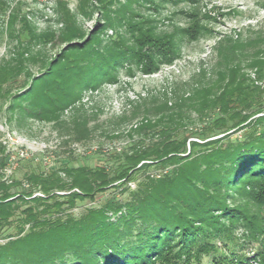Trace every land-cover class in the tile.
Instances as JSON below:
<instances>
[{"label": "trees", "instance_id": "trees-1", "mask_svg": "<svg viewBox=\"0 0 264 264\" xmlns=\"http://www.w3.org/2000/svg\"><path fill=\"white\" fill-rule=\"evenodd\" d=\"M95 1L104 10V22H97L82 42L67 45L47 71L13 98L10 109L17 122L36 117L59 123V111L77 99L80 89L116 81V70L124 62H136L148 74L178 56L172 41L155 36L151 27L143 29L146 18L133 21L140 15L132 6L153 7V0ZM77 3L79 11L88 12L93 0ZM113 3L118 4L117 13L110 12ZM5 7L6 1L0 0V12ZM60 11L66 33L71 39L79 37L69 11ZM107 26L115 33L102 44L100 35ZM119 26L136 48L126 44L116 30ZM207 29L195 23L180 35L195 38ZM214 47L217 58L211 73L202 70L184 83L188 93L178 87L170 104L164 93L161 102L143 99L134 108L153 117L139 130L152 132L160 126L161 138L133 147L121 156L117 171L102 166L30 171L24 174L29 189L23 193L12 191L18 183L0 173V237L7 238L0 243V264H201L203 255L216 253L213 240L231 236L236 226L248 231L238 244L240 250L214 255L211 264H264V94L243 72L246 63L256 69L258 78L264 76V35L246 42L240 35L223 36ZM192 114L209 118L189 132L200 141L177 135L187 128ZM73 122L84 124L85 119ZM238 131L240 137L233 139ZM6 160L0 143V169ZM152 164L176 165L170 174L143 183L123 203L91 207L80 217L64 213L78 199L92 197L128 171ZM72 188L79 192H66ZM35 190L43 195H34ZM122 210L115 221L107 215ZM10 226L13 231L2 234ZM252 242L258 247L247 257L243 246Z\"/></svg>", "mask_w": 264, "mask_h": 264}, {"label": "rangeland", "instance_id": "rangeland-1", "mask_svg": "<svg viewBox=\"0 0 264 264\" xmlns=\"http://www.w3.org/2000/svg\"><path fill=\"white\" fill-rule=\"evenodd\" d=\"M5 1L6 7L0 12V143L7 162L0 173L3 179L18 183L12 191L19 193L29 189L24 174L30 171L46 172L62 166H102L109 171H117L121 156L131 153L133 147H146L161 138L158 132L160 126L152 132L142 133L139 130L148 118H153L141 109L134 110L143 99L153 98L158 103L166 93L170 104L173 89L178 90L179 87V91L184 89L188 93L189 87L184 83L196 79L202 70L206 75L211 73L217 58L214 46L223 36L235 38L240 35L241 40L246 42L256 34L264 35V0H153V7L147 3L135 4L132 8L140 16L135 15L133 21L138 23L142 17L146 18L148 22L143 29L151 27L155 36L172 41L178 56L148 74L140 70V64L124 62L116 70V81H103L100 85L80 89L77 99L59 111V123L36 117L17 122L10 109L13 98L47 71L67 45L87 38L97 22H104L105 14L100 2L95 0L88 12L78 10L77 0ZM117 6L113 3L109 7L110 12L117 13ZM63 8L69 11L70 22L74 23L71 26L80 31L79 37L71 39V34L66 33V19L60 11ZM195 23L207 27V31L195 38L180 35L181 30L192 28ZM116 30L126 39V44L136 48L132 39H128L129 33L124 27L119 26ZM114 31L105 27L100 35L101 43L108 41ZM244 65L246 63L243 64L245 76L254 86L263 89L264 94V76L258 78L255 68ZM82 117L84 124L74 126L73 121ZM190 117L187 128L179 130L177 135H189L187 141H200L189 132L202 127L209 118L202 120L196 114ZM240 133H233L231 137L238 139ZM188 151L187 144L186 153ZM142 162L148 161H141L136 167ZM175 165L152 164L137 171L130 170L92 197L78 199L73 206L66 207L64 213L80 217L91 207L123 203L143 183L170 174ZM59 175L65 178L61 171ZM71 191L79 192L77 188L66 192ZM34 195L43 194L35 190ZM121 212L124 210L108 211L107 215L115 221ZM11 231L10 226L2 234ZM247 232L242 226H236L231 236L215 238L216 253L212 251L203 255L201 264H211L214 255H227L232 248L240 250L238 244ZM6 240L0 237V243ZM257 247V242L244 243L243 251L251 257Z\"/></svg>", "mask_w": 264, "mask_h": 264}]
</instances>
